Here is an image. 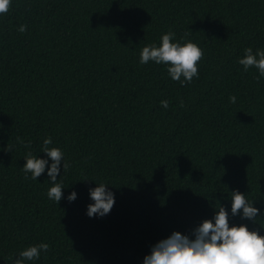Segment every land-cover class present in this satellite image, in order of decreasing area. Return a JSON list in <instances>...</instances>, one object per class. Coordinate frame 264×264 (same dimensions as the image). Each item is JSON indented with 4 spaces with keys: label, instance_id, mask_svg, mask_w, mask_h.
<instances>
[{
    "label": "trees",
    "instance_id": "16d2710c",
    "mask_svg": "<svg viewBox=\"0 0 264 264\" xmlns=\"http://www.w3.org/2000/svg\"><path fill=\"white\" fill-rule=\"evenodd\" d=\"M170 31L203 52L184 85L168 65L140 63ZM248 47L264 51V0H11L0 14V264L41 242L49 250L24 264H143L173 231L194 239L220 205L230 227L264 236V77L238 63ZM47 137L69 165L58 204ZM29 151L48 159L37 180L23 171ZM101 183L114 205L89 217ZM232 191L259 209L255 222L232 216Z\"/></svg>",
    "mask_w": 264,
    "mask_h": 264
},
{
    "label": "clouds",
    "instance_id": "9594fccd",
    "mask_svg": "<svg viewBox=\"0 0 264 264\" xmlns=\"http://www.w3.org/2000/svg\"><path fill=\"white\" fill-rule=\"evenodd\" d=\"M11 0H0V14L7 13ZM20 32L26 31V26L21 25ZM174 32H167L162 35L159 46L147 45L140 53V63L147 64L154 61L157 64L168 65L167 71L174 81H179L181 85L190 83L194 77L198 76L197 63L203 56L202 50L193 42L181 44L173 42ZM243 58L238 63L248 70L255 67L260 77H264V51L248 47L244 50ZM183 77V79H181ZM232 103L236 102L235 96L229 97ZM183 107V101L180 102ZM161 106L169 107L168 100H162ZM23 143V141H20ZM52 143L51 137L43 141L41 151L47 154L51 160V165L47 174L53 184L48 189L47 195L50 200L57 204L62 199V186L57 181L60 173V164L63 161V153L59 148L49 145ZM30 147V142L25 145ZM26 163L23 171L31 173V178L37 180L45 172L48 159L37 158L29 151L24 157ZM69 167L63 161V171ZM90 197L94 201L87 207L89 217H103L110 213L115 199L114 194L106 189V184H99L94 189H90ZM231 214L240 215L242 218L256 221L259 209L253 207V201H248L244 193L232 191ZM77 198L75 191L71 192L67 199L71 202ZM212 220L205 219L192 234L194 239L179 231H173L170 236L161 239L152 246L151 253L146 255L143 264H264V236L255 230H249L246 225L229 226V216L226 209L220 205L219 210ZM49 245L41 242L39 245L30 246L19 252L13 264H24L25 261H32L40 257L41 251L47 252Z\"/></svg>",
    "mask_w": 264,
    "mask_h": 264
}]
</instances>
